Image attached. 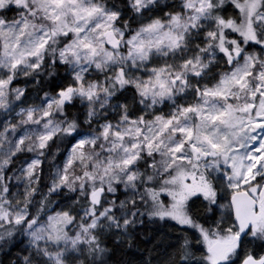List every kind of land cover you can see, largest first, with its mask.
Returning <instances> with one entry per match:
<instances>
[{
  "label": "snow or ice",
  "instance_id": "obj_1",
  "mask_svg": "<svg viewBox=\"0 0 264 264\" xmlns=\"http://www.w3.org/2000/svg\"><path fill=\"white\" fill-rule=\"evenodd\" d=\"M0 264H264V0H0Z\"/></svg>",
  "mask_w": 264,
  "mask_h": 264
},
{
  "label": "trees",
  "instance_id": "obj_2",
  "mask_svg": "<svg viewBox=\"0 0 264 264\" xmlns=\"http://www.w3.org/2000/svg\"><path fill=\"white\" fill-rule=\"evenodd\" d=\"M148 247H151V245H147ZM141 252H143V247L141 248ZM140 253H137L139 255Z\"/></svg>",
  "mask_w": 264,
  "mask_h": 264
}]
</instances>
